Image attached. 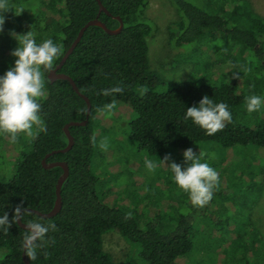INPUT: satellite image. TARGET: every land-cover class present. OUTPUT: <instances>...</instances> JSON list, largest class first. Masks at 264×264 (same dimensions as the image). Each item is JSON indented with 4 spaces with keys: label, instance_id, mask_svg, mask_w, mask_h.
<instances>
[{
    "label": "trees",
    "instance_id": "16d2710c",
    "mask_svg": "<svg viewBox=\"0 0 264 264\" xmlns=\"http://www.w3.org/2000/svg\"><path fill=\"white\" fill-rule=\"evenodd\" d=\"M32 1L15 0L18 13L23 8L19 14L22 19L7 32V39L13 50L18 45L10 36L12 31L20 34L31 30L37 44L52 39L62 46L53 68L88 21L98 17L109 29H116L119 22L115 17H119L124 26L117 35H108L97 26L87 28L58 71L72 78L79 92L89 99L91 110L85 126L69 128L74 141L71 149L46 160L64 162L69 169L61 188L60 211L50 218L32 212L21 218L25 224L40 220L57 228L47 233L48 243L37 249L35 260L27 257L30 264H114L103 244L109 231L137 244L139 255L147 264H178L177 259L192 249L194 228L190 218L179 215L170 226L145 222L106 205L98 197L97 177L91 170V138L98 117L106 112L99 109L113 100L117 105L129 106L134 114L129 123L130 137L149 155L186 150L202 143L222 148H264V105L252 113L246 108L248 96L264 97V17L253 11L248 0H170L179 18L173 28L176 33L170 37L173 44L177 48L199 45L198 53L209 58L201 66L203 82L168 81L149 66L148 39L153 26L142 18L148 0H100L110 16L99 14L96 0H35L34 5ZM14 58L0 70V76L14 66ZM48 72L44 73L45 94L38 99L42 125L33 136L22 137L12 178L0 182V216L8 213L11 220L7 231L0 226V249L6 251L0 264H24L21 256L26 230L13 219L14 209L21 206L46 213L53 208L62 169H44L41 161L46 154L66 147V124L86 117V103L69 82L51 83ZM117 85L124 88L122 93L99 94L102 89ZM204 95L215 103H226L232 113V121L212 136L191 119H185L187 108L198 106ZM225 222L213 220L211 236L218 232L222 237L228 236ZM244 232V228H237L232 234L237 245L235 253L241 256L238 263L264 264V239L253 230L247 244ZM249 252L254 256L251 261L247 258Z\"/></svg>",
    "mask_w": 264,
    "mask_h": 264
},
{
    "label": "rangeland",
    "instance_id": "374dc122",
    "mask_svg": "<svg viewBox=\"0 0 264 264\" xmlns=\"http://www.w3.org/2000/svg\"><path fill=\"white\" fill-rule=\"evenodd\" d=\"M248 1L253 11L264 17V0ZM9 6L12 9L0 13L5 16L4 30L0 32V70L14 58L10 55L13 46L7 39V32L15 29L22 19L15 9V0H9ZM142 18L153 26L148 39L150 68L168 81L203 82L201 66L209 57L198 53L199 45L184 47V50L173 44L170 37L176 33L173 28L179 18L170 0H148ZM133 117L131 108L125 105H117L111 114L105 112L98 117L91 159L98 197L106 205L145 222L157 221L170 226L179 215L190 218L194 228L192 249L177 259L178 264H239L237 260L241 256L235 253L237 245L232 235L236 229H245L247 244L253 230L264 239V148L252 145L222 148L212 143L192 147L195 152L205 154L203 162L218 172L220 180L212 200L198 208L192 205L189 194L177 186L173 173L159 160L171 154L176 163H183L184 150L171 149L161 155H149L140 150L130 137L129 123ZM40 127L35 125L33 133ZM25 136L20 133L16 142H12L10 135L0 131V182L12 178ZM105 140L107 148L102 149L99 145ZM146 160L157 163L155 171L146 168ZM217 218L226 220L223 227L230 231L228 236L222 237L219 232L211 236V223ZM103 244L114 264H147L139 255V246L115 231L104 235ZM5 253L0 249V259ZM247 258L254 259L252 252L247 253Z\"/></svg>",
    "mask_w": 264,
    "mask_h": 264
},
{
    "label": "clouds",
    "instance_id": "9594fccd",
    "mask_svg": "<svg viewBox=\"0 0 264 264\" xmlns=\"http://www.w3.org/2000/svg\"><path fill=\"white\" fill-rule=\"evenodd\" d=\"M10 9L12 8L9 6V0H0V13ZM22 11L23 8L19 10V14ZM4 24L5 16L0 14V32H3ZM10 36L17 41L18 46L10 53L16 57L14 66L0 76V131L9 134L12 142H16L18 134L24 133L31 137L33 126L42 125L41 105L38 99L44 95V73L53 69L54 62L62 53V46L54 43L52 39L37 44L31 30L20 34L12 31ZM234 78H237L236 74ZM123 91L124 88L117 85L102 89L99 94L112 96ZM262 105H264V97L253 94L246 98V108L249 113L260 110ZM116 107L117 104L113 100L99 111L111 114ZM185 119H191L208 136H212L222 131L226 122L232 121V113L226 103H215L209 96L204 95L198 106L187 108ZM91 140L95 146V137ZM99 146L106 149V140ZM182 155L183 163H176L171 154H166L159 160L173 173L177 186L189 194L192 205L202 208L212 200L220 183L219 174L207 162H203L204 153H197L189 147ZM145 166L149 171H155L158 167L152 160H146ZM25 214H30L29 210L17 206L14 209L13 219H20ZM0 226H5V231L11 227L8 213L0 216ZM50 229L57 231L53 223L44 224L40 220L28 221L22 246L30 260H35L37 249L48 243L45 237Z\"/></svg>",
    "mask_w": 264,
    "mask_h": 264
},
{
    "label": "water",
    "instance_id": "95a60500",
    "mask_svg": "<svg viewBox=\"0 0 264 264\" xmlns=\"http://www.w3.org/2000/svg\"><path fill=\"white\" fill-rule=\"evenodd\" d=\"M99 6V14L101 12H104L106 15L110 16V13L107 11V9L102 5L100 0H96ZM118 22H119V26L116 29H109L103 22H101L98 17H96L93 20L88 21L78 32L76 38L74 39V41L72 42V44L69 46V48L66 50V52L64 53V55L62 56L60 62L51 70L48 72L47 74V79L52 83L54 81L57 80H65L68 81L69 84L71 85L72 89L76 92L77 95H79L86 103V117L83 121L80 122H69L68 124H66L63 128V131L65 133V136L67 138V145L65 148L63 149H59V150H54L49 154H46L45 157L42 159L41 161V165L44 169H52L55 167H60L62 169V174L60 175V177L57 180L56 183V188H55V201H54V206L53 208L46 213L40 212L38 210L35 209H27L29 210V212H32L34 214H36L37 216H40L42 218H50L55 216L61 209L62 206V200H61V188L62 185L64 183V181L67 179L68 175H69V169L66 163L64 162H50L47 163L46 160L53 154L56 153H65L67 151H69L71 149V147L73 146V137L71 136L70 132H69V128L73 127V126H85L88 122V117L90 114V110H91V104L89 99L81 94L75 84V82L72 80L71 77H69L68 75L64 74V73H59L58 71L61 69V67L63 66V64L65 63V61L67 60V58L69 57V55L73 52V50L75 49V47L77 46V44L80 42L84 32L86 31L87 28L91 27V26H97L99 28H101L106 34L108 35H117L119 34L122 29H123V21L119 18V17H115ZM17 224L19 225L20 228L26 230V225L25 223H23L20 219H17ZM22 261L24 264H30L27 255L25 254V249L23 248L22 250Z\"/></svg>",
    "mask_w": 264,
    "mask_h": 264
}]
</instances>
